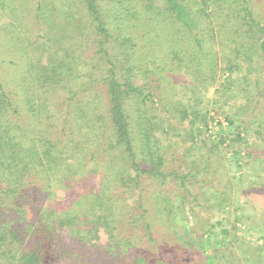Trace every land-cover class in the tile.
Returning <instances> with one entry per match:
<instances>
[{
  "label": "trees",
  "instance_id": "1",
  "mask_svg": "<svg viewBox=\"0 0 264 264\" xmlns=\"http://www.w3.org/2000/svg\"><path fill=\"white\" fill-rule=\"evenodd\" d=\"M208 1L217 9L213 14L221 21L217 24L218 46L222 47L219 51L212 43L214 35L210 30L198 21L191 27L176 14L177 4L187 9L183 1L143 0L144 5L149 4V15L141 20L140 16L134 17L137 11L133 9L131 19L135 20L136 31L149 30L145 33L151 36L149 49L157 52L161 47L160 33L169 42L161 52L165 58H170V52L177 51V47L189 52L192 64L185 66L186 72L197 67L196 71L203 75L206 61L211 74L216 52L229 72L257 59L262 79L257 81L259 91L248 95L245 110L252 98L264 101V3ZM2 2H7L4 6L10 8V17H16L18 7L10 0ZM116 3L111 17L116 21L111 27L98 0L84 3L87 21L82 37L92 35L96 54L86 63L75 48L90 51L85 39L78 45L70 38L57 44H34L26 32L19 35L13 24L8 25L9 39L0 47L1 57L7 58L17 49L21 54L16 64L11 60L7 63L10 68L0 65V264H204L202 258L196 257L203 251L198 252L196 247L204 243L219 247L224 242L208 241L202 233L192 240L193 230L186 225L184 208L176 207L179 212L173 214L174 204L162 189L174 182L186 186L189 178L193 180L190 186L206 183L210 159L201 164L199 155L192 154V150L200 147L207 155L219 154L217 145L209 147L205 143L207 113L195 115L196 99L183 102L180 118L187 130L176 142L180 136L169 123L168 107L172 97L178 102L185 98L174 93V82L167 80V75L155 82L156 89L161 86L163 90L157 96L159 102L154 99V89L145 90L150 81L141 78L157 70L162 76L168 71L149 55L137 56V45L128 36V26L121 29L117 22L123 15L116 14L122 8L120 1ZM157 5L158 12H153ZM170 19H176L187 34L166 30L158 22L169 25ZM17 64L21 66L16 68ZM80 71L89 77L86 92L92 94L88 99L79 96V89L71 92L68 87L73 80H80ZM64 90L69 93L60 96L61 103L52 102L57 96L51 93ZM158 103L162 108L155 106ZM250 119L264 138V104L250 111ZM227 124L233 125V121ZM221 132L220 129L216 136L219 142L223 140ZM262 146L258 154L264 152ZM248 160H252L250 168L256 173L262 158L249 156ZM179 165L185 166L186 173ZM120 191L122 196L118 197ZM150 194L156 204L164 206L151 210L144 199ZM215 194L212 196L222 198L223 193ZM152 213H158L160 224L177 232L182 241L175 257L153 237ZM258 230L264 233V227ZM141 242L153 244L151 257L139 253ZM186 250L192 254H179ZM261 263L264 264L262 259L254 264Z\"/></svg>",
  "mask_w": 264,
  "mask_h": 264
},
{
  "label": "rangeland",
  "instance_id": "2",
  "mask_svg": "<svg viewBox=\"0 0 264 264\" xmlns=\"http://www.w3.org/2000/svg\"><path fill=\"white\" fill-rule=\"evenodd\" d=\"M2 1L0 0V47H4L8 43L7 28L9 24H13L19 35H21V32H24V34L26 32L29 40L34 44L46 42L57 44L66 38H70V41L77 42L76 44L78 45L81 39H85L91 50L83 51L84 47L75 45L77 55H80L85 63L92 56L93 58L96 56L95 49H93L94 45L92 44V41L94 42L92 35H88L86 38L82 37L85 21H87L83 5L87 0H10L13 5L18 7V11L15 12L16 17L12 16L13 18L9 15L10 8L8 10L7 6H4L7 5V2L2 4ZM118 1H120L119 5L122 8L118 9L116 14L120 12L123 15V19L117 20V22L121 29L124 25L128 26V36L137 45V56L149 55L150 58L156 59V63L162 64L164 71H168V73L163 72L162 76L157 70L156 74L141 78L150 81L148 86L144 87L145 90L152 92V89H154V99L156 97V101H158L157 96L163 90L161 86L160 89H156L155 82L167 75V80L174 82V93L179 98H185L182 100L176 98L180 100L178 102L173 100L172 97L170 100L171 104H169L170 107H168L170 109L167 112L168 116L166 115L171 127L180 136L177 137L176 142L180 141L181 134L185 135L187 130L186 123L181 121L180 118L182 109L180 105L185 101L190 102L196 99V108L198 110L195 115L199 117L207 113L208 127L205 130V137H208H206L205 143L209 147L217 145L216 150L219 151L217 156H211L205 153V148L195 147L192 150V154L196 152L199 155L201 164L205 160L210 159L211 168L205 184L195 183L190 186L189 182H193V180L189 178L188 181H185L186 186H180L177 182L162 186V189L168 192L169 198L174 204L175 209L172 208V213L179 212L176 207L184 208L187 218L186 225L190 230H193L191 233L192 240L202 233L208 241H224L219 247L213 244L209 246V244L205 243L196 247L198 252L203 251L201 252L202 256L198 253L199 255H196V257L202 258L204 264H254L260 259L264 261V233L261 234L258 230L264 227V152L259 154L257 152V149L263 147L264 138H261L256 132V129L258 130L257 125L250 124V111L262 107L264 101L260 100V98L253 99V96H250L252 102L250 103L249 101L250 104L245 110L243 109L244 104L248 101V95L259 91L257 81L261 80L262 77L260 71L257 70L259 66L258 60L256 59L249 64H241L239 69L236 68L229 72L225 70L226 64L220 59V53L216 52L213 70H210L211 74H208L206 61H203V75H199L196 71L197 67H192L191 72L189 70L186 72L185 66H191L192 63L189 60V52L185 53L183 47H177L178 50L173 52L167 49L171 56L170 58H165L161 52L167 48L168 40L163 39L159 33L161 47L155 52L151 50L152 48L149 49L151 36L149 34L145 35L149 30L144 28L135 30V20L131 19L133 9L137 11L134 17L140 16L141 20L145 19L146 15H149L146 13V8L149 4L147 6L144 5L143 0H132V5L129 4V0H98L97 5L104 11L108 27H111L116 21V19L111 17L113 16V7L118 5L116 3ZM182 1L186 3L187 9L181 4ZM182 1L179 0L181 5L177 4L176 14L191 27L198 21V24L210 30L214 35L212 40L214 47L218 51L222 50V47L219 48L220 46H218L220 40L217 26L221 21L214 15L217 9L213 7V4H210L208 0ZM228 1L232 2V0ZM260 1L264 3V0ZM251 4L253 5L254 2H251ZM22 5L23 8L26 5L27 9H22ZM71 5H73L72 9L75 12L72 9L68 10ZM161 5L164 8V4ZM158 7L159 5H157V9L154 7L153 12H158ZM64 8H67V10ZM125 8L129 10L125 11ZM263 12L264 10L261 11L262 16L264 15ZM169 21L171 22L169 25L163 21L158 22L166 30L177 32L178 34L181 32L187 34L186 29L180 28V24L176 19H170ZM8 30L11 31L12 28L10 27ZM20 54L19 49L12 52V55L7 58H2L0 53V65L4 68H10L11 65H7V63L11 60L16 64L17 60L20 61ZM161 56L162 58H160ZM161 59H163L162 62L159 61ZM101 65L100 67H105V65ZM249 65L252 67L249 68ZM19 66L21 65L17 64L15 67ZM100 73L98 72L97 74ZM84 74L85 72H79V81H85V83L73 80L70 84L71 86L68 85V87L71 92L79 89V96H82V99H88L92 93L89 92L90 94H87L86 92L89 89L86 81L89 77L87 78L86 74ZM7 77L11 78L10 75ZM83 89H85V92H83ZM68 93L66 90L60 93H51V95L57 96L56 99L52 98V102L61 103V97L63 95L67 96ZM158 104L159 106H155L162 108L161 103ZM245 111L247 113L244 114ZM195 115L190 116L191 119ZM229 121H233V125H228ZM198 126L200 128L203 127L202 124ZM220 129L222 131L220 136L223 139L221 142H219L220 139L216 138ZM261 131L263 132L262 129ZM247 155L248 158L250 156L255 160L262 158V163L257 168L256 173L251 170L250 166L253 162L252 160L249 162ZM178 167L183 173H186L185 166L179 165ZM151 188L152 186H150L149 192ZM215 192L217 194L223 193L222 198L218 199L212 196ZM117 193L118 197L122 196V191ZM144 199L145 202L149 203V207H152L151 210L164 206V204H156L154 196L151 194ZM151 210H149V213L152 212ZM159 216L158 213L157 215L151 214V221L154 227L153 237L156 239L157 244H165L168 247V252L175 257L176 253H178L177 247L181 245L182 241L178 239L177 232L173 233V231L165 228L168 226L160 224ZM178 217H173L171 222L176 221ZM180 217H183V215H180ZM182 224L179 222V225ZM253 227L256 228L254 229ZM123 233L126 234L125 231ZM141 243L142 246L138 248L143 253L138 250L139 253L147 254L148 257H151L154 252L151 249L153 244ZM187 253L192 254L187 250L179 254L187 256Z\"/></svg>",
  "mask_w": 264,
  "mask_h": 264
}]
</instances>
